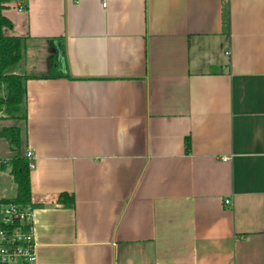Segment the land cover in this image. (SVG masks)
Here are the masks:
<instances>
[{
    "label": "crops",
    "instance_id": "0c3cea01",
    "mask_svg": "<svg viewBox=\"0 0 264 264\" xmlns=\"http://www.w3.org/2000/svg\"><path fill=\"white\" fill-rule=\"evenodd\" d=\"M3 13L6 34L26 38L22 145L45 204L31 264H264V0H25ZM12 183L0 199L17 194L0 171Z\"/></svg>",
    "mask_w": 264,
    "mask_h": 264
},
{
    "label": "trees",
    "instance_id": "16d2710c",
    "mask_svg": "<svg viewBox=\"0 0 264 264\" xmlns=\"http://www.w3.org/2000/svg\"><path fill=\"white\" fill-rule=\"evenodd\" d=\"M25 0H0V120L26 121L25 112L26 86L30 77L18 74L16 71L26 52V38L10 36L7 29L13 28L12 21L5 16L4 10L9 4ZM222 27L224 33H230V10L225 2L222 8ZM23 129L20 126L10 125L0 128V139L7 142L11 156L8 160H0V171L10 167V174L16 185V196L9 199H0L4 203L15 202L22 206L40 208L43 203L33 201L31 193V177L28 157L23 153ZM187 147H190V140ZM58 202L72 208L74 196L62 193ZM3 264V263H0Z\"/></svg>",
    "mask_w": 264,
    "mask_h": 264
},
{
    "label": "built area",
    "instance_id": "2783aa9c",
    "mask_svg": "<svg viewBox=\"0 0 264 264\" xmlns=\"http://www.w3.org/2000/svg\"><path fill=\"white\" fill-rule=\"evenodd\" d=\"M26 155L31 171L36 165L35 155L31 149ZM225 203L230 204V201ZM34 210L30 206L0 200V263L31 264L36 261Z\"/></svg>",
    "mask_w": 264,
    "mask_h": 264
},
{
    "label": "rangeland",
    "instance_id": "374dc122",
    "mask_svg": "<svg viewBox=\"0 0 264 264\" xmlns=\"http://www.w3.org/2000/svg\"><path fill=\"white\" fill-rule=\"evenodd\" d=\"M2 121H6V120H0V128L2 127V126H4L5 124H7V123H1ZM17 122H19L20 123V127H22L23 126V122H24V120L23 121H16V123H14V124H17ZM22 123V124H21ZM9 124H12V121L9 123ZM3 142L2 141H0V158L1 159H4V160H7V158H4V157H6L7 156V154H6V152H8V150H9V148L7 149L6 148V146L4 145V143L2 144ZM5 147V148H4ZM24 149H23V153H24ZM9 156H11V154L9 155ZM8 156V157H9ZM8 178V177H7ZM2 183H3V181H2ZM7 183H8V180H7ZM14 189V184L12 183L11 184V186L10 185H6V186H3V184H1V186H0V192L2 193V194H9L10 193V191H12Z\"/></svg>",
    "mask_w": 264,
    "mask_h": 264
}]
</instances>
